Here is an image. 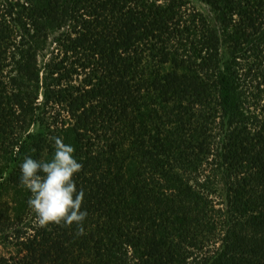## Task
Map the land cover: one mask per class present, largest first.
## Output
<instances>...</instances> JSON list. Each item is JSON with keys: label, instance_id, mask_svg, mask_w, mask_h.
<instances>
[{"label": "trees", "instance_id": "1", "mask_svg": "<svg viewBox=\"0 0 264 264\" xmlns=\"http://www.w3.org/2000/svg\"><path fill=\"white\" fill-rule=\"evenodd\" d=\"M200 1L0 0V264H264V0ZM56 137L83 235L19 184Z\"/></svg>", "mask_w": 264, "mask_h": 264}, {"label": "clouds", "instance_id": "2", "mask_svg": "<svg viewBox=\"0 0 264 264\" xmlns=\"http://www.w3.org/2000/svg\"><path fill=\"white\" fill-rule=\"evenodd\" d=\"M54 153L50 160L24 158L20 165L19 184L31 195L28 205L38 224H55L71 228L76 225L77 235L85 233L87 211H82L85 193L74 180L83 164L74 157V147L62 138H54Z\"/></svg>", "mask_w": 264, "mask_h": 264}, {"label": "rangeland", "instance_id": "3", "mask_svg": "<svg viewBox=\"0 0 264 264\" xmlns=\"http://www.w3.org/2000/svg\"><path fill=\"white\" fill-rule=\"evenodd\" d=\"M190 1V5L195 8L198 9L200 11H202L203 13H208V7L206 5H204L200 0H189ZM0 254H4L7 255V251H4L0 248Z\"/></svg>", "mask_w": 264, "mask_h": 264}]
</instances>
